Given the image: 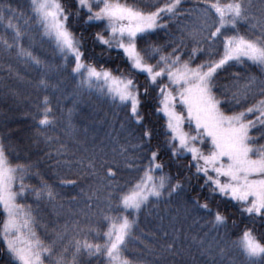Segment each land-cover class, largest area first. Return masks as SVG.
Masks as SVG:
<instances>
[{"label": "snow or ice", "instance_id": "1", "mask_svg": "<svg viewBox=\"0 0 264 264\" xmlns=\"http://www.w3.org/2000/svg\"><path fill=\"white\" fill-rule=\"evenodd\" d=\"M184 2L30 0L31 15L22 28L19 19L24 13L9 0H0V25L12 33L11 42L0 39V44L5 51L14 50L17 58L40 73L36 87L44 90L49 87L46 77L50 65L34 54L31 45L26 47L23 43L32 22L42 38L54 45L64 60L62 67L66 68L71 58V73L79 77L78 87L96 93L115 109L124 111L120 129L125 130L126 125L139 129V142L134 147L150 153L143 167L127 162L130 170L140 174L123 185L115 180L118 172L109 161L100 160L109 191L99 220L83 228L77 221V235L67 239L57 253L56 245L67 238L68 226L56 231L55 239L46 242L37 230L40 222L33 204L27 201L31 197L37 206L45 200L52 203L59 193L37 171L39 162L21 157L15 147L0 138V244L7 257L4 264H46L53 255L57 256L55 264H77L82 253L89 258L103 257L105 264H132L125 252L134 239L141 213L162 199L187 197L185 184L190 180L189 177L182 180L179 173L175 178L164 173L160 146L151 147L154 130L147 124L151 115L164 121V147L170 157L179 160L190 156L188 167H194L193 175L202 180L194 189L195 195L184 199L185 211L193 216L194 223H198L197 217L203 212L212 217L210 231L219 235V229L228 225L226 202H232L242 216L264 220V143H261L264 78L248 76L241 84L239 74H233L235 90L230 91V97L229 90L222 91L217 83L221 72L232 65H253L264 70V9L256 16L244 0H197L190 9L182 7ZM181 18L191 19V25L180 27ZM73 19L89 27L103 25L102 31L93 34V43L117 51L126 67L122 70L120 65L108 68L87 63L86 37L83 32L77 36L72 28ZM170 24L179 27L180 40L170 39L162 45L149 42V37L160 31L170 36ZM241 24L249 25L243 34ZM185 34L197 45L187 59L181 51L185 47ZM140 42L145 46L140 47ZM168 47L170 52L166 51ZM199 54L205 58L194 64ZM153 59L155 63H151ZM139 75L144 76V83L138 82ZM49 104L45 96L32 115L37 142L54 125ZM114 115L118 117V113ZM51 140L44 136L45 143ZM126 151L125 147L120 148L121 155ZM60 154L62 148L57 149V155ZM47 155L51 157V153ZM78 163L90 174H96L95 154L86 155ZM33 178L39 183H30ZM74 183L61 181V184ZM98 191L95 189L89 199H98ZM205 192L207 195H202ZM84 231L93 235L95 242L78 238L79 232ZM191 242L202 254L212 249V244L205 248V240L197 236ZM232 243L245 264H264V238L255 235L254 229L245 227ZM173 247L174 242L167 244L165 250ZM70 251L68 261L65 256ZM224 251L220 248L221 255Z\"/></svg>", "mask_w": 264, "mask_h": 264}, {"label": "trees", "instance_id": "2", "mask_svg": "<svg viewBox=\"0 0 264 264\" xmlns=\"http://www.w3.org/2000/svg\"><path fill=\"white\" fill-rule=\"evenodd\" d=\"M65 2V0H61ZM71 2V0H68ZM147 2V0H145ZM14 8L22 11L24 17L19 19V24L23 28L24 21L31 15L30 0H9ZM197 0H185L182 5L185 9L193 8ZM246 6L250 7V12L256 16L260 15L264 9L262 0H244ZM182 19V24L191 25V19ZM16 21H14L15 23ZM72 28L77 36L81 32L86 37L85 52L86 62L97 66L115 68L121 66L123 70L126 65L118 56L117 51L106 50L102 45L93 43L92 36L97 31H102L103 25L86 26L83 22L72 21ZM249 25L241 24L240 31H248ZM166 36L163 31L149 37V42L154 45H162L170 39L178 41L181 32L176 24H170ZM0 39L12 40L11 31H6L0 25ZM185 47L181 49L187 59L195 41L183 37ZM27 47L31 45L34 54L50 65V71L46 77L49 87L47 90L38 89L37 81L40 73L17 58L15 51H5L0 44V138L5 143H10L18 150L21 157L27 158L32 162H39V171L43 178L53 186L59 195L52 203L42 201L38 206L33 203L31 197L27 203H32L36 215L39 218L40 227L37 229L41 238L46 242L55 239L56 231H63L64 226H68V236L64 242L56 245V252L62 251L67 239L77 235L75 224L79 221L83 228L89 223H96L99 220V212L104 208V198L109 189L105 187L108 183L105 176V167H101L100 160H107L118 174L115 180L123 185L126 181L134 179L140 173L130 170L127 162L131 161L134 165L143 167L147 164L146 157L150 155L146 149L134 147L139 141V129L133 125H126L125 130L120 129V124L124 122V111L115 109L96 93L88 92L78 87L79 77H74L71 73L73 66L69 58L68 66L64 65V60L55 50L54 45L47 39L42 38L41 31L37 29L35 22H32L28 35L23 41ZM140 47L144 43L140 42ZM203 46V45H201ZM171 51V47L166 49ZM205 56L199 54L195 63L201 62ZM151 63H155L153 59ZM239 74V83H243L248 76L264 78V70L253 65H232L226 71L221 72L218 78V85L222 91L235 90L233 88V74ZM22 77L23 79H20ZM138 82L144 83L143 75L136 77ZM47 96L52 108L51 118L54 121L44 135L36 137V121L32 119L37 111L36 106ZM222 99L224 97H221ZM118 113V117L114 115ZM149 127L154 130V137L151 147L160 146L161 161L164 173L177 177L178 173L183 180L189 177L190 180L185 184L187 199L195 195L194 189L202 183L193 174L195 168H189L191 157L185 156L179 160L170 157L164 147V121L158 119L156 115H151L147 121ZM187 130V127H186ZM51 137L50 143L44 142V136ZM264 143V141H261ZM125 147L127 151L121 155L120 148ZM62 148V154L57 155V149ZM116 152H113V149ZM87 149V153H85ZM51 153V157L47 154ZM95 154L97 158L96 174L92 175L85 168H81L78 161L86 155ZM59 161V163H58ZM17 161L13 160V163ZM87 160H85V165ZM159 175V173H157ZM62 180L75 181L74 184H61ZM30 183L38 184L39 181L33 178ZM97 192L98 199H89L92 192ZM202 195H207V192ZM184 199L174 197L171 200L162 199L159 203L151 204L140 215L138 227L134 229V239L128 245L125 252L126 257L132 264H245L244 257L233 245L245 227L254 229V234L264 238V220L256 218L254 221L247 216H242L232 202H226L229 216L227 228L219 229L217 232L210 231L211 216L201 212L198 223L193 222V216L185 211ZM203 203V199H201ZM91 205V208L88 207ZM215 207V202L212 205ZM68 212V213H67ZM235 221V225H233ZM46 226V227H45ZM208 235L205 237L204 233ZM167 233V235H165ZM197 236L205 240V248L212 244L210 252L201 253L197 245L192 244L191 238ZM78 238H86L90 242H95L94 236L84 232H79ZM174 247L165 250L167 244L173 243ZM220 248H224L223 255ZM66 260L71 261V251L66 254ZM7 259L0 244V264H4ZM57 259L53 255L46 262L55 264ZM77 264H105L103 257L89 258L82 253L78 258Z\"/></svg>", "mask_w": 264, "mask_h": 264}, {"label": "rangeland", "instance_id": "3", "mask_svg": "<svg viewBox=\"0 0 264 264\" xmlns=\"http://www.w3.org/2000/svg\"><path fill=\"white\" fill-rule=\"evenodd\" d=\"M68 213V212H67ZM46 264H48L47 262H46Z\"/></svg>", "mask_w": 264, "mask_h": 264}]
</instances>
